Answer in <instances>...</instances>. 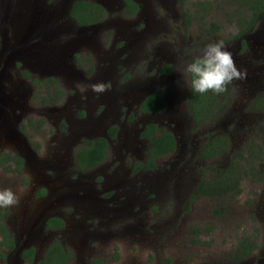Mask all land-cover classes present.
Instances as JSON below:
<instances>
[{
  "label": "rangeland",
  "instance_id": "1",
  "mask_svg": "<svg viewBox=\"0 0 264 264\" xmlns=\"http://www.w3.org/2000/svg\"><path fill=\"white\" fill-rule=\"evenodd\" d=\"M60 1L47 0L44 3L49 2L47 7H50L53 3L55 4L53 6H58ZM136 1L139 10L135 16L128 17L124 14L121 0H93L96 4L102 5L107 12L104 10V17L97 28H90L82 34L85 37L82 53L87 54L86 57L90 59L85 61L84 57H79L78 54L72 55L74 48L65 56L58 51V48L71 38L68 34L71 29L67 25L65 27L60 25L63 21L65 24L71 23V20L66 18L60 10H58L60 13L55 10V16L51 18V9H46L39 0H0V31L4 26L7 27V20L11 23L20 21L21 19L16 21L14 19L18 15L23 17L21 12L29 3L33 2L38 9L43 7L38 11L39 19L43 20L40 28L44 29L39 31V36L46 37L50 31L45 29L51 28L54 35L49 41H54L55 52L60 54L55 57L57 67L54 73L49 72L48 74L55 77L53 78L55 87L63 89L64 92L66 89L70 90L71 98L82 97V85L88 81L94 82L99 75L101 80L103 76H108L103 83L110 84V86L112 84L122 86L128 91L129 88L141 86L143 81L140 83L139 80L143 73L153 67L152 57L159 51V46L163 52H166V57L170 61L179 65L183 60L179 53L184 50L191 48L198 51L208 43L223 40L232 54L236 67L247 72L246 79L236 80L231 85L230 99L225 109L213 120L201 124L199 130H192L198 141L196 146L206 142L208 137L214 134L225 133L230 139V153L226 157L205 163H199L196 158L192 160L190 156L195 147L188 142L190 141L188 134L190 127L184 125L183 128H186L182 137L186 144L180 153L179 163L173 170H164L162 166L167 160L164 156L159 160V166L156 167L157 170L165 171L167 177H169L168 173L172 174L168 178L163 200H160L161 196L157 189L142 188L143 174L150 175V173L140 172L126 175L129 165L127 162L117 170L118 179H125L133 188L132 194L143 198L133 204L129 217L117 221L106 231L108 232L106 237L93 238L83 245L76 243V246L65 242L67 248L65 250L72 253L71 264H234L229 260L230 253L234 251L243 237L248 238L257 246L251 256L246 259L245 264H264V178L262 181L251 177L244 178L240 185L241 192L235 199L229 200L225 197L217 202L223 208L220 215H212L211 210L217 205L213 199L192 196L195 194V188L206 166L225 167L231 153L239 152L250 139L261 141L264 136V110L251 107L252 102L264 94V82L258 80L259 74L257 76V68L264 66V60H262L264 51L259 50L264 46L261 45L259 39L249 38L247 41L244 40L243 44L240 43L238 49L237 41L241 35H238L237 17L239 13L235 9V0ZM204 1L208 2L205 12L198 9V2ZM196 9L202 14L205 13V22L197 17L194 18ZM16 10L17 12L12 15ZM210 21L216 23L218 28L210 30ZM262 23L263 21H260L256 28ZM8 36L10 39L9 32ZM107 54L114 57L113 67L106 59L109 56ZM133 55L140 57L147 55L148 58L143 62L132 61ZM256 57H260L261 63L255 61ZM158 58L159 55L156 56V59ZM6 62L8 64L7 79L2 84V89L12 101V103L9 102L10 105L14 103L17 105L16 113L22 120L18 128L20 131L23 126L24 130L20 133L30 149L23 144L17 146L18 140L9 142L0 136V153L7 150L19 155L28 153L30 159L27 164L29 166L46 165L49 163L47 148H50L48 151L50 153L55 144L54 141H50L54 137L55 127L51 121L47 120V112L49 113V110L56 106V104L51 106L40 103V97L46 91L48 82L44 81L41 85H37L41 68L33 66L32 59L23 60L16 56L10 58L8 54ZM178 74L181 76L179 72ZM259 82H262V87L258 89ZM252 85H254L253 89L250 88ZM75 89L78 92L74 91ZM138 93L142 92L138 91ZM140 96L137 95V98ZM128 101L126 99V102ZM60 106L57 105L58 108ZM101 107L102 105H98L92 108L91 113L80 118L86 119L91 125L96 124L95 133L103 135L100 128L101 120L107 116L108 111L105 109L102 112ZM109 110H112L113 116L117 112L115 109ZM76 111L77 109L65 112L69 114L70 120L77 121ZM161 116L165 117L161 113L152 119L161 125L163 119ZM27 118H32V124L28 126L25 125ZM40 121L42 125L38 127ZM60 125L64 128L68 126L65 119H62ZM161 127L165 129L166 125ZM13 128L16 129V127ZM170 131L174 133L176 139L180 138L181 133L178 129L170 128ZM77 132L78 129L74 134ZM127 136L131 137V135ZM116 166L113 165V168L115 169ZM178 173L180 178L177 176ZM33 175L35 176L33 172L31 174L28 166L18 175L7 172L0 166V188L11 187L15 191L23 184L29 185V190L18 207L4 209L5 224L11 236L15 238L22 236L21 241L25 238L30 241L35 247L37 262H39V257L44 254L49 241L54 238L60 241L61 238L41 228L35 229L31 237L23 235L27 224L39 221L41 218L39 212L50 207L46 203L39 206L40 202L35 197H31L32 188H37ZM67 177L63 174L62 181L74 184L75 176L71 179ZM102 182L101 174L88 171L83 173L79 181L75 183L90 190L91 187H100ZM129 188L126 186L125 190ZM150 197L152 199H149ZM70 211L73 213L71 208ZM74 220L79 236L89 234L88 232L96 228L98 230L96 218L94 221ZM10 259V264H13V259ZM4 263V258L0 259V264Z\"/></svg>",
  "mask_w": 264,
  "mask_h": 264
},
{
  "label": "flooded vegetation",
  "instance_id": "2",
  "mask_svg": "<svg viewBox=\"0 0 264 264\" xmlns=\"http://www.w3.org/2000/svg\"><path fill=\"white\" fill-rule=\"evenodd\" d=\"M44 1L39 0V2H41L46 9H51L50 16H54V11L57 7L53 6V2L50 7H47L48 4L44 3ZM85 1L93 2V0ZM134 1L138 6L137 10H139L137 1ZM121 5L122 8L125 9L126 6L124 0H121ZM42 8L43 7H39L38 9V6L34 5L33 2L29 3L28 6L25 7V10L21 12V15H23V17L21 18L18 15L15 18V20L21 19L20 21L14 23L16 24L15 27L18 28L17 31L11 30V25L13 24L11 22L7 23V27L4 26L0 31V88L1 93L4 94H1L2 99H0V112H2L0 114V117L3 114V116L7 119L6 121L12 123L13 126L18 129V132V127H20V125L22 124V120L19 116H17V105L15 103L10 105L8 96L5 95L2 89V84L4 83L5 79H7L6 71L8 70V64L6 60L8 58V54L10 58L16 56L19 59L23 60L32 59L33 66L35 67L40 65V72L42 73H38L39 83H37V85H41V83H44V81H47L49 78H55L54 76H50V74H48L49 72L54 73V70L57 67V64H55L52 56L50 55L52 52L53 54L55 53V43L53 40L49 41L51 36L54 35L53 30H51V28L45 29L47 31H50L48 32L47 36H39V31L44 30L43 28H40L41 25H43V20H40L38 15V11ZM104 10L107 12L105 8ZM100 21L97 24L90 26L99 25ZM60 25H63V27L67 25L69 29H71L68 32L71 38L69 41L65 42V44L61 45L58 48V51L63 53V55L65 56L71 51L72 48H74L75 50H73L72 55L78 54L79 57H84L85 59L87 54L82 53V50L85 46L83 45L85 37L80 34L79 31L82 27L90 26H78L72 19L71 23L67 22L65 24V22L63 21ZM257 25L258 23L254 24L252 29L245 32L244 34H241L237 41L238 49L240 48V43L243 44L244 40L247 41L249 38H252L253 40L259 39L261 45L264 46V19L263 23L258 28H256ZM8 32L10 33V39L8 36ZM71 32H74L75 34ZM158 50L159 51L157 52V54L155 53L152 57V59L154 60L153 67L149 68L147 72L143 73L142 78H140L139 80L140 83L142 81L143 82L139 87L136 86V88H129L130 90L128 91L123 89L122 86H116L112 84L110 90L105 91L103 94H96L91 90L83 91L81 96L84 99H81L82 97L71 98L70 90H65L61 101L55 103L56 106L51 108L49 110V113L47 112V120L51 121V123L55 127L54 137L50 140L54 141L55 144L53 145V148H51L52 152H48L50 148H47L46 151L47 157L49 159L48 164H36L35 166H29L27 164L28 159H30L29 154H17L23 160L22 170H25L28 166L31 174L32 172L33 174H35V176L33 175V179L37 185V188H32L30 193L31 197H35L40 202L39 206H43V203H46L50 206L49 208H45L44 211L41 212H39L38 208L37 214L39 212V216L41 218H38L39 221L35 222L34 224H27L25 230L23 231V235L25 237H31L32 235H34L35 229L41 228L51 233V235L57 234V237L61 238L60 241H57L64 249H67L65 247V242H70L74 246H76V243H80L83 245L86 244V242L88 243V241L92 240L93 238L102 239L106 237L108 234V232L106 231L111 226L116 224L117 221L129 217V212L132 211L133 204L137 203L143 198L142 196H135L132 194L133 188L131 187V185H129L128 182L125 181V179H118L117 170L126 165L127 162L129 163V165L126 175L140 172L150 173V175L143 174L142 182L144 184L142 185V188H155V190L157 189L159 196H161L160 200H163L166 194V187L168 185L167 182L169 181L168 178L171 177L172 174L169 175L168 173L169 177H167V173L165 171L157 170L156 167L159 166V160H161L164 156L167 159L162 166L164 170H173L177 163H179L180 153L186 144L185 139L182 137V133L186 128H183L184 125H189L190 127L188 132V134L190 135V141L188 142L189 144H191V146L195 147V150L192 152L190 158L192 160L195 158L194 156L196 150H198V148L205 141L201 145L196 146L198 141H196V137L193 135V133L195 132H192V130H199V128L203 124L197 127L195 125L194 119L189 113L187 104V95L189 92V88L184 84L182 77L175 70V66H178L177 63H175L174 61H170V59L166 57V52H163L161 46H159ZM259 50L264 51V48H259ZM179 54L181 55L180 58H182L183 60H190L192 59V57L199 53L197 49L188 48L187 50H184ZM157 55H159L158 59H156ZM24 56L26 59L24 58ZM113 58L114 57L112 55H109L106 58L111 63L112 67L115 65L113 62ZM147 58V55L145 57L133 55L132 61L140 60L143 62L147 60ZM262 60H260V57L255 58V61L258 63H261ZM17 65L22 66L21 64ZM164 65H169L170 70L163 72L162 70ZM257 70V76L259 74L258 80L264 82V66H259ZM106 77L108 78V76H103V80H101V76L99 75L94 82L91 83L90 81H88L82 86L103 83L107 80ZM253 86L254 85L250 86V88L253 89ZM258 86V89L262 87V82H259ZM48 89H50V91L52 90L51 87L47 86L45 90L47 91ZM74 91L78 92L77 89H75ZM138 91H141L142 93L137 94ZM153 93L160 95L161 101L163 103L162 108L154 112L141 111L140 107L143 100ZM137 95L141 96L137 98ZM126 99L129 101L126 102ZM57 105L61 106L58 108ZM98 105H102V112L105 109L108 111L107 116L103 117V120H101L102 123L100 128L103 131V135L102 133H95L96 125H86V119L82 120L80 118L82 117L80 116V113H83V117H85L92 112V108H95ZM74 109H77V111L75 112V118L77 119V121L70 120L68 118L69 114L65 112L66 110L70 112ZM109 109H115L117 111L114 116L111 114L112 110ZM161 113L165 115V117L161 116L163 117L161 125L155 123L153 119H146V117L148 116H155L157 114L160 115ZM62 119H65V123L68 124V126L65 128L63 126L64 124L60 125ZM150 123L155 124L157 127V131L153 136H156L160 133V129L163 128L161 126L166 125L165 130L171 132L174 138L175 135L172 131H170V128L178 129L181 133L180 138H175V151L156 158L155 167L153 169L136 170L135 164L143 161L144 152L147 149V146L151 139L142 136V132L145 126ZM112 128L115 129V133L111 137L108 135V130ZM77 129L78 132L74 134ZM127 135H131V137L129 138ZM98 138H104L107 142L103 160L100 163H97L91 169H88L86 171H79L78 169H76L75 163L76 150H78L81 146L85 147L84 143L86 141L94 142ZM26 145L27 144L25 143V146ZM26 148L30 149L28 145L26 146ZM6 152L10 151L7 150ZM116 161L118 163H115ZM113 165H117L115 169L113 168ZM88 171L94 174L99 173L102 175L103 182L100 187H91L89 190L87 187L78 186L75 183L76 181H79L83 173ZM10 173H14L17 175L20 174L17 172ZM63 174H66L68 176L67 179H71L72 176H75V182L73 181L74 184H71L68 181H62ZM177 176L178 178H180L179 173L177 174ZM178 178H176V180ZM47 179H49V181H47ZM126 186H129L130 188L128 190H125ZM40 190L43 191L41 194H39ZM149 199H152V197H150ZM70 208L73 210V213H71ZM3 211L5 210L3 209ZM5 214L3 215L4 223L6 217ZM52 218H58L62 222V225L56 228L48 226L47 222ZM95 218L98 220V230L96 228L92 232H88L89 234L86 233L82 236H79L77 234L74 219H78L79 221H94ZM11 237L13 238L14 247L4 249L2 251L3 256H0V259L4 258V264H10V258L13 259V264L40 263V261L37 262L38 258L36 255L35 247L31 245L29 240L25 238V240L21 241L22 236L20 238H15L13 236ZM1 239L2 238L0 235V240ZM70 239H73V241H70ZM55 241V238L52 241L50 240L46 245L44 251L46 252L48 246ZM31 249H33V253H30ZM23 252L27 253L25 257H23ZM43 255L39 257V260L43 258ZM29 258H31V261H28ZM71 258L69 259V264H71V262L73 261ZM246 259L237 261L234 255L232 256V254L230 253L229 260L234 262V264H245Z\"/></svg>",
  "mask_w": 264,
  "mask_h": 264
},
{
  "label": "trees",
  "instance_id": "3",
  "mask_svg": "<svg viewBox=\"0 0 264 264\" xmlns=\"http://www.w3.org/2000/svg\"><path fill=\"white\" fill-rule=\"evenodd\" d=\"M51 1V0H50ZM49 3V2H48ZM47 3V4H48ZM125 9L124 14L128 17L135 16L138 6L134 0H124ZM235 9L239 13L237 17V24L239 27L238 35L252 29L254 24L263 21L264 19V0H235ZM198 9L206 11L208 2H198ZM195 10L194 18L205 22V13H200V10ZM71 19L76 22L78 26H90L97 24L104 17V9L95 2L85 0H77L73 3ZM190 17V16H188ZM187 17V20L189 18ZM210 30L217 29L218 26L214 22H209ZM89 57L85 61H89ZM92 70V68H90ZM170 66L164 65L163 72L169 71ZM24 75H27L24 73ZM46 85L51 87L40 97V102L45 105H55L61 101L64 91L55 87V80L49 78ZM39 83V82H37ZM231 92V85L228 86L227 91L222 94H215L207 92L199 94L189 89L187 95L188 110L195 121V125H199L211 121L216 118L226 107L229 102V95ZM162 101L160 95L153 93L147 96L140 107L141 111L154 112L162 108ZM252 108H259L264 110V94L257 97L251 104ZM83 116V113H80ZM32 124V118H27L26 126ZM41 121L38 122V127L41 126ZM23 126L20 131L23 132ZM157 131L155 124H147L142 132L143 137L151 138L147 149L144 152L142 162L135 164V169H153L155 167V160L160 156H164L176 149V140L173 134L165 129H161L160 133L153 136ZM115 129L108 130V135L113 136ZM153 136V137H152ZM85 147L81 146L75 153L76 169L79 171H86L93 168L97 163H100L105 156V149L107 142L104 138H98L96 141H86ZM37 147V146H36ZM230 153V139L225 133L214 134L208 137L198 150L195 152V158L201 162H210L220 157H226ZM0 166L7 172L21 173L23 170V160L13 152L0 153ZM264 169V136L261 141L250 139L239 152H233L228 158V163L225 167L218 168L214 165L206 166L201 173V178L195 188L193 197L204 196L213 199L217 204L218 201L225 197L228 199H235L241 192V181L246 177H251L254 180L262 181ZM43 191L40 190L41 194ZM212 215H220L223 208L216 205L212 210ZM5 211L0 209V256H3V250L6 248H13V238L9 235L4 223L3 215ZM48 226L53 228L62 225L58 218H52L47 222ZM193 231V230H191ZM195 232V231H193ZM254 242L249 241L248 238L243 237L232 251L237 261H242L251 256L252 251L256 248ZM33 253V249L30 250ZM27 253L23 252V257ZM72 257L71 251L65 250L58 241H55L48 246L43 258L39 264H69V259ZM31 261V258L28 259ZM98 264V263H97Z\"/></svg>",
  "mask_w": 264,
  "mask_h": 264
},
{
  "label": "clouds",
  "instance_id": "4",
  "mask_svg": "<svg viewBox=\"0 0 264 264\" xmlns=\"http://www.w3.org/2000/svg\"><path fill=\"white\" fill-rule=\"evenodd\" d=\"M198 53L192 59L181 60L179 65L175 66L184 84L192 91L199 94L207 92L222 94L234 81L246 79V70L236 67L232 54L227 51V45L223 40L208 43L199 49ZM110 87V84L96 83L82 86V90L103 94L110 90ZM28 190V184L21 185L15 191L11 187L0 188V208L18 207Z\"/></svg>",
  "mask_w": 264,
  "mask_h": 264
},
{
  "label": "water",
  "instance_id": "5",
  "mask_svg": "<svg viewBox=\"0 0 264 264\" xmlns=\"http://www.w3.org/2000/svg\"><path fill=\"white\" fill-rule=\"evenodd\" d=\"M77 1V0H61L58 4V6L56 5L55 7H57L55 10H60L62 14H64L66 16V18L70 19L71 20V16H70V13H71V9H72V6H73V3ZM101 3V2H100ZM102 4V3H101ZM55 5V4H54ZM60 11H58V13H60ZM16 11H13L12 14L16 13ZM55 16V14H54ZM54 16H52L51 18H53ZM6 19V17L4 18ZM15 20V19H14ZM16 21V20H15ZM7 23H9V21L7 20ZM12 26V31H17V27L14 26V23L11 25ZM98 25L96 26H90V27H82L80 29V33L83 34L84 32H86L88 29L90 28H97ZM21 36V35H20ZM55 62V64L57 63L55 61V57H58L56 55H60L58 54L57 52H55L53 54V52L50 54ZM40 67V65H38ZM1 88H0V99L1 98ZM4 95V94H2ZM8 101L10 103H12V101L10 100V98L8 97ZM2 112H0L1 114ZM154 116H148L146 117L147 120H151ZM7 119L3 116L0 117V136L3 137L4 139L3 140H7V141H15L18 140L19 141V144H17V146H20V144H23L25 146V143L26 141L24 140V138L22 137V134L18 132V129H14L13 127V124L10 123L9 121H6ZM85 124H89V126H92L87 120L85 121ZM96 125V124H95ZM86 127V126H85ZM26 147V146H25ZM20 151H21V148H20ZM22 153H20L21 155Z\"/></svg>",
  "mask_w": 264,
  "mask_h": 264
}]
</instances>
